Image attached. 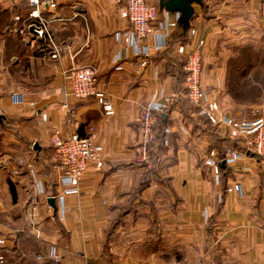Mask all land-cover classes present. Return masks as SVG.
<instances>
[{"label": "crops", "instance_id": "crops-1", "mask_svg": "<svg viewBox=\"0 0 264 264\" xmlns=\"http://www.w3.org/2000/svg\"><path fill=\"white\" fill-rule=\"evenodd\" d=\"M201 1L204 6L193 5L196 33L186 45L204 42L201 83L223 115L251 120L264 97L252 103L227 91L230 54L220 49H262L264 0ZM145 2L159 6V0ZM120 9L116 0H58L54 12H44L60 52L51 61L40 44L14 32L30 11L26 0L0 3L3 264H53L51 246L61 256L54 264H264L263 164L245 158L218 176L204 165L210 149L231 143L227 130L207 124L186 102L174 37L146 57L117 39L127 28ZM8 37H20L24 47L9 49ZM156 42L149 37L143 44ZM85 67L95 70L114 106L112 117L93 98L72 97L66 72ZM13 93L21 103L12 100ZM154 95L169 101L155 128L156 174L146 181L135 149L139 113ZM54 134L93 136L103 149L102 168L90 163L75 193H64L58 181ZM234 183L241 195L226 193Z\"/></svg>", "mask_w": 264, "mask_h": 264}, {"label": "built area", "instance_id": "built-area-1", "mask_svg": "<svg viewBox=\"0 0 264 264\" xmlns=\"http://www.w3.org/2000/svg\"><path fill=\"white\" fill-rule=\"evenodd\" d=\"M5 0H0L2 3ZM121 4L119 15L127 22V28L117 34V39L125 46L131 47L136 56L146 57L152 51H158L166 47L170 33L176 28L179 22V14L174 13L173 18L169 12L160 11L156 5L147 4L145 0H116ZM29 7L27 17L23 20L20 29L17 27L14 32L23 38H29L33 44H41V51L51 61L60 58V52L49 29L50 20L44 16V12L52 13L57 9L58 0H26ZM20 17H14V22H20ZM195 30L191 35H195ZM153 37L156 44H143L144 40ZM204 42L197 41L191 49L186 46L177 48L178 55L183 59V71L185 79L183 86L187 92L189 104L196 109L197 114L206 119L213 127H222L227 134L234 139L242 151H227L225 163L233 166L239 161L249 158L254 163H261L264 166V119L261 111L264 110V102L251 111V120H235L223 115L216 100L209 98L208 93L201 83V50ZM142 65H144L142 63ZM66 77L71 84V95L74 99L85 101L93 98L98 103L103 115L107 118L114 115V106L107 97L102 87H99L97 74L94 69L85 67L69 69ZM12 100L21 103L22 98L13 93ZM168 99L158 100L154 95L150 101L142 107L138 125L140 130V141L135 149V161L138 165L147 170H156L157 164L151 157L150 146L155 141L154 127L157 122L156 113L163 112L168 104ZM53 148V159L58 174V181L64 193H75L77 187L86 172L90 163L96 169L103 165L101 145L94 141L93 136L80 137L71 134L60 138L54 134L50 139ZM204 165L209 167L215 176L220 173L218 165V153L210 150L205 156ZM264 173V168L262 169ZM226 193L241 195L242 188L239 183H234L226 189ZM5 238L0 235V249H5ZM48 258L53 263H59L61 256L55 246L48 251ZM4 262L3 255H0V264ZM194 264H208L196 262Z\"/></svg>", "mask_w": 264, "mask_h": 264}, {"label": "trees", "instance_id": "trees-1", "mask_svg": "<svg viewBox=\"0 0 264 264\" xmlns=\"http://www.w3.org/2000/svg\"><path fill=\"white\" fill-rule=\"evenodd\" d=\"M156 6L158 7V9L160 11L159 6L158 5H156ZM199 6H201V7L204 6L203 2ZM193 16H194V13H193ZM193 16H192L191 20L193 19ZM4 20H5V18H4ZM4 20L3 19L1 20L2 26L3 25L5 26L6 21H4ZM49 29H50V25H49ZM192 30L193 29L191 27L190 22H189V25H187V26H182L178 22L176 28L170 33L168 40H169V38L174 37L176 39L175 42L179 44V45H177V48L179 46H186L188 44V41H189L188 37L191 34ZM51 34H52V32H51ZM52 37L54 39L53 34H52ZM168 40H167V44H168ZM5 41L7 44H9L11 46V47L9 46V49H15V52H19L20 49H22L24 47V43L20 37H17V38H9L8 37ZM54 41H55V39H54ZM55 43H56V41H55ZM41 46H43V45H41ZM177 48H176V51H177ZM237 49H239V50L238 51L235 50V52H236L235 57L230 59L228 62L227 75H226V89L236 99L240 98V100H242V101L247 100V101H251L252 103H255V102H257V100L262 99L264 96V75H261L255 81H253L252 85L246 91L239 90L240 84H239L238 80L244 74L245 69L254 67V65H255L254 62H256V60L259 59L260 65H262L264 67L263 57H261V56L259 57V54L253 50L255 48H253L251 46H243V47H239ZM261 52H264V51L261 50ZM16 55H18V53ZM179 77H180V81H182V84H183L184 79H185V72L183 71V67L179 72ZM182 88H183V93L185 95V100L189 104L188 99H187V92H186L184 86ZM189 107L194 109L190 104H189ZM194 110L196 111V109H194ZM165 111H166V109H165ZM155 115L157 117V122H156V125L154 127V132H155L156 126L164 120L163 119L164 113H162V112L156 113ZM203 121H205L207 124H209V122L206 119H203ZM2 127H5V124L3 121H0V128H2ZM227 136L230 139L231 143H229L226 148H221L219 146L218 149H216V148L210 149V150H215L218 153V165H219L220 171H222V169L227 166V164L225 163V155H226L227 151H229V150L242 151V149L239 147L238 143L234 139H232L228 134H227ZM155 140H156V136H155ZM153 146H154V143H152V145L150 146L151 150L153 149ZM151 157L156 163L158 162L159 158H157L156 155L151 153ZM144 170L146 171V175H145L146 181H149L150 177H152L156 174V170H147V169H144ZM10 191L12 193V197L15 199V195H14V192H13V189L11 188V186H10ZM3 257H4V262H5V258H7V255L4 254ZM51 263H53V262L51 261Z\"/></svg>", "mask_w": 264, "mask_h": 264}, {"label": "water", "instance_id": "water-1", "mask_svg": "<svg viewBox=\"0 0 264 264\" xmlns=\"http://www.w3.org/2000/svg\"><path fill=\"white\" fill-rule=\"evenodd\" d=\"M201 3V0H159V6L161 10L169 13L179 14V23L182 26L189 25L194 13L193 5H200ZM48 203H50L52 207L54 206L53 199H49Z\"/></svg>", "mask_w": 264, "mask_h": 264}, {"label": "rangeland", "instance_id": "rangeland-1", "mask_svg": "<svg viewBox=\"0 0 264 264\" xmlns=\"http://www.w3.org/2000/svg\"><path fill=\"white\" fill-rule=\"evenodd\" d=\"M264 42V38H261L260 40H259V42ZM263 49H253L255 52H257L258 54H259V57L261 56V57H263V61H264V52H261V50L262 51H264V46L262 47ZM221 50V53L223 54V53H225L226 55H228V54H230V58H229V60L230 59H232L233 57H235V55H236V52H235V50H239V49H220ZM258 57V58H259ZM229 60H228V62H229ZM228 62H227V65H228ZM257 62V63H256ZM256 62H254L255 63V65H254V67L253 68H247V69H245L244 70V78L242 79V82L243 83H241L240 84V86H239V90H241V91H246V90H248L249 89V87L252 85V83H253V81H255L258 77H260L261 75H264V67L262 66V65H260V60L258 59V60H256ZM3 63V66H5V62H4V60L2 61V59H1V55H0V64H2ZM263 65H264V63H263ZM0 69H1V67H0ZM248 71H249V73H248ZM252 71V72H251ZM3 72V71H2ZM227 75V74H226ZM244 81L246 82L245 84H244ZM264 97V96H263ZM261 105V104H260ZM259 105V106H260ZM256 107H258V106H256ZM256 107H254L253 109H255ZM252 109V110H253Z\"/></svg>", "mask_w": 264, "mask_h": 264}]
</instances>
